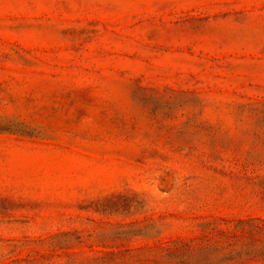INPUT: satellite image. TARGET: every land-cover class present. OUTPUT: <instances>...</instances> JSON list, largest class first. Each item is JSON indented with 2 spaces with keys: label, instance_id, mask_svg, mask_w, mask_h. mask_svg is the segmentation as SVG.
<instances>
[{
  "label": "rangeland",
  "instance_id": "obj_1",
  "mask_svg": "<svg viewBox=\"0 0 264 264\" xmlns=\"http://www.w3.org/2000/svg\"><path fill=\"white\" fill-rule=\"evenodd\" d=\"M0 264H264V0H0Z\"/></svg>",
  "mask_w": 264,
  "mask_h": 264
}]
</instances>
